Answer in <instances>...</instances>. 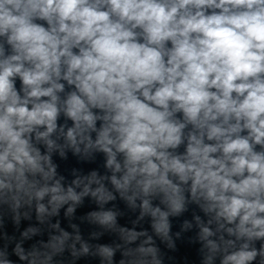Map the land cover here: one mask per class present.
Segmentation results:
<instances>
[{
  "label": "clouds",
  "instance_id": "obj_1",
  "mask_svg": "<svg viewBox=\"0 0 264 264\" xmlns=\"http://www.w3.org/2000/svg\"><path fill=\"white\" fill-rule=\"evenodd\" d=\"M0 264H264V0H0Z\"/></svg>",
  "mask_w": 264,
  "mask_h": 264
}]
</instances>
